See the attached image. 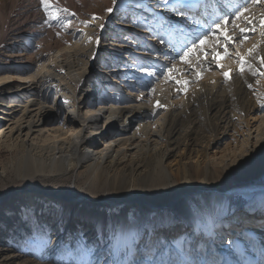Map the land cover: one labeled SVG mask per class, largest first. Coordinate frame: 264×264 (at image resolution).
I'll use <instances>...</instances> for the list:
<instances>
[{
    "label": "rangeland",
    "instance_id": "374dc122",
    "mask_svg": "<svg viewBox=\"0 0 264 264\" xmlns=\"http://www.w3.org/2000/svg\"><path fill=\"white\" fill-rule=\"evenodd\" d=\"M78 2V0H52L53 11L56 7L66 8L75 15L57 13L58 19L45 23L48 20V15L40 0H0V101L3 100L6 105L9 103L11 105L21 104L23 97L17 94L12 97L9 94L13 92L28 93L33 84L34 86L43 85L44 77L49 72L54 73L56 67L63 61V58L60 57L61 53L49 54L44 52V48L55 43L60 35L73 34L75 25L79 21L88 20L93 16L89 18V14L101 15L103 17V21L100 20L101 25L102 23L106 24L110 26L109 28L114 25V32L119 29L116 22L122 19L120 17L125 15L122 12L125 10L120 8L119 10H122L118 12L120 17L117 14L105 22L107 9L114 5L113 0H88V6H82L77 13L73 9L77 7ZM255 9H253L254 15L249 14V18L262 14V10L255 13ZM127 11L125 18L130 17L131 21L138 18L149 19L147 11L143 13ZM98 20V18L94 19V21ZM14 30H18V35H15L17 32ZM115 35L116 40H120L124 36L122 32L107 35L104 39V49L100 56H96L93 61L94 66H92L96 69L85 78L83 84L84 93L88 87H90V91L94 92L88 96L97 110L100 109V106L102 108L109 107L110 100L122 95L117 96L116 94L115 96L113 90L109 88L108 84H111L113 80L112 74H107L109 70L106 69L109 68H106L105 71L100 70L98 66L102 59L110 61L108 67L110 64L111 66L114 64L121 66V63L126 60L124 55L125 58L120 62L119 58L116 63L112 61L114 55L112 52L116 51L117 45L120 47V44H123L120 43V40L117 42L118 44L112 46L111 39ZM146 36L147 34L141 35V40ZM253 37H256L254 41L258 39L257 34ZM85 38V33L79 34V45H74L70 49L71 55L83 45ZM164 49L157 50L154 55L160 56L161 50ZM40 50L43 53L40 55L41 60L38 63L33 65L26 63L28 56ZM132 52L135 53V51ZM237 52L244 56L250 65V67L245 65L243 73L239 71ZM229 53L228 57L219 60L218 65L214 63L210 67L211 71L203 69L205 73L199 76L196 81V84L202 88L205 87V84L216 86L217 92L213 100L217 103L229 100L224 107L220 105L209 112L208 110L212 106L211 102L205 100L199 101V103H189L182 96L171 95L174 109L168 126L169 135H166V149L163 152L165 166L170 170L176 171L183 164L182 160L190 157L189 152L188 155L186 153L188 146L190 151L199 152V158L201 157L202 161L205 160L203 152L206 150L211 156V162L217 164L220 155L225 153L224 149L234 146L235 135L238 134L236 138L241 139L242 132L245 131L243 126L246 123L254 121V128L260 126L259 119L264 114V75L258 73H264V65L260 63V57H264V38L260 40L259 46L254 47L251 56L248 55L246 47L235 48ZM5 54L9 57L15 56L12 58L19 62L7 63V60L13 59L1 56ZM189 61L190 64L186 65L189 69H185L188 72L183 71L184 73L178 75L176 80L186 81L188 78H196L198 62H195L197 60L194 57H190ZM125 62L129 64V60ZM181 64L177 63V68ZM83 68L80 71L75 70L69 78H75L88 66ZM226 72L230 74V78H225L224 73ZM121 75L122 73L119 76ZM102 76L107 79H102ZM165 77V75L161 76L155 82V89L167 92L170 87L172 90L171 85L174 82L165 80L167 79ZM69 81L68 76L59 79L53 87L47 90L46 103L48 106L55 107L59 115L58 120H55L54 117L50 119L52 121L43 132L42 138L37 139L39 133L34 132L30 137L24 134V139L34 142L36 145L51 144L55 140V135L50 131L52 128H61L64 131L72 128L73 132L69 133H76L81 128L80 124L74 125L68 118L71 109L61 97L63 91L68 92L67 89H70ZM122 85L127 91L126 83H122ZM179 85L177 84V86ZM108 88L110 90H107ZM3 91L6 92L2 94ZM121 93L123 92L121 91ZM95 94L96 97H94ZM80 97L81 95L78 96V98ZM17 100L20 101L17 102ZM1 108L4 109L0 103ZM20 108L21 106L7 108L10 114L0 112V117H4L0 118V130L6 128L13 118L15 121L21 116ZM92 112L89 108H82L80 114L84 116L90 115ZM161 116L162 114L159 115V117ZM212 125L215 127V132H212L211 128L209 129ZM118 127L122 131L124 124ZM6 135L3 137L4 140L8 138ZM211 139L215 141L213 146L209 145ZM100 143L95 140L92 154H97L100 151L98 150L102 146ZM124 160L127 161L128 158ZM191 160L194 161L193 158ZM11 161V158L6 157L3 161L0 160V264H96L101 258L106 259L105 264H116L117 261L119 264H146L147 255L156 246L161 245V242L162 246H160L153 264H231L227 261L228 257L232 258L233 263L236 264H255V259L259 260V264H264V253L261 247L256 246L261 244V242H257L261 237L255 239L253 235H249L247 238H241L243 233H239L248 226L245 222L254 218L252 214L255 211H264L251 208L258 200V196L263 199L264 184L260 190L253 189L247 194L237 193L233 190L235 187L248 186L249 184L248 177L238 172H233L231 176L223 175L225 181L230 185L227 188L228 191L223 189L215 191L217 195L223 194L228 200V207L220 213V217L235 218L238 223L236 226L238 233L235 231L227 234L222 233L223 240L212 245V242L215 243L216 240L213 230L208 231L203 226L187 228L189 221L175 207L177 199L175 196L172 198L171 195H168L162 202L158 200L154 202L151 199L152 192L155 191L157 185L166 182L162 181L161 174L155 165L147 169L141 167L140 164H138L140 166L135 164L134 167H127L123 164L114 169L108 167L98 178H92L93 175L90 174L89 169H80L79 166L67 173H36L34 176L24 178L19 177L12 169H8L6 172L1 170L5 164ZM31 190L33 195L30 197L26 193ZM130 190L133 191L134 196L130 197L129 201L125 198L121 199L122 196L117 195L120 193L119 191H122L125 196V193ZM197 198L199 197L197 196ZM184 199H188V194L184 196ZM37 222L41 228L38 233L35 231ZM220 225L218 224V228ZM262 225L264 226V224ZM186 228L185 232L177 235L178 231ZM226 235H230V237L235 235V238L239 237V240L231 242L226 238ZM82 240L86 241V248L90 251L79 249L78 243ZM98 245H100V250L97 249ZM117 249H122V251L118 252Z\"/></svg>",
    "mask_w": 264,
    "mask_h": 264
},
{
    "label": "bare ground",
    "instance_id": "6f19581e",
    "mask_svg": "<svg viewBox=\"0 0 264 264\" xmlns=\"http://www.w3.org/2000/svg\"><path fill=\"white\" fill-rule=\"evenodd\" d=\"M78 1L77 7L73 9L77 13L82 6L88 4V0ZM243 3L244 0H216V2L214 0H171L170 4L165 6L162 0H116L114 5L111 6L113 11L111 13L107 11L105 22L110 17L119 14L120 8L125 10H121L125 15L120 17L121 15L119 14V17L122 19L125 18L126 12H128L127 10L138 11L137 13L147 11L146 14L149 17V19L143 20L138 18L132 21L130 17L124 20L119 19L116 22L117 28H119L116 29V32L113 29L114 25L111 28L103 23V26L101 25L100 20L103 19L101 15L96 13L89 14V18L93 16L88 20L79 21L75 25V30L73 28V34L67 33L60 35L58 40H55V43L49 44L46 47L44 46V52L49 54L61 53L60 57L63 58V61L56 67L54 73L49 72L44 77L43 85L34 86L33 84L30 86L32 88L28 93L13 92L9 94L12 97L16 96L15 94L23 97L22 103L25 106L22 103L13 104L14 107L9 103L7 106L3 100L0 101L4 107V109H0V112L4 114H10L7 108L21 106L19 110L21 116L15 121H13L14 118L11 121L9 120V125L4 129L2 128L6 131L5 133L2 129L0 130V160L3 161L4 157L12 159L1 170L6 172L8 169H12L19 177L29 178L36 173H67L69 170L77 169L79 166L80 169H89L90 174L93 175L92 178H98L105 171V168L108 167L114 169L123 164L127 167H134L137 164V166L141 165V167H146L147 169L155 165L161 174L162 181L166 182L165 184L157 185L155 191L152 192L151 199L154 202L155 200L165 201L168 195H171L172 198L175 196L177 198L175 200V207L189 221L187 228L203 226L208 231L213 230L216 240L215 243L212 242V245L223 240L222 233L227 234L232 231L238 233L236 231L238 223L235 221V218L227 219L220 217V213L228 207V200L223 194L217 195L215 191L216 189L229 190L227 188L230 185L225 181L223 175L231 176L233 172H238L249 179L248 186L235 187L233 189L237 193L247 194L253 191V189L260 190L263 186L264 114L259 119L261 123L258 128H254V121L251 123L248 122L243 126L245 131L242 132L241 139L236 138L238 134L235 135L234 146L224 149L225 153L220 155L217 164L211 162V156H209L206 150L203 152L205 160L202 161L201 157L199 158V152L196 150V152L190 151L187 144L188 148L186 153L188 155L189 152L190 157L183 159V164L176 171H173V169L170 170L169 167L165 166V155H163V152L166 149V135L169 133L170 116L174 109V105L171 102V95L175 97L182 96L189 103H199V101L205 100L206 102H211L212 106L209 108V112L214 108L220 107V105L224 107L228 103L229 100L227 99H224L225 101L223 103H217L213 100L217 92L216 86L212 87V85L205 84V87L202 88L199 84H196L199 76H202L205 71H211L210 67L214 64L212 63V54L208 58H205L203 54L190 56L197 60L195 62H198L196 64L198 71L195 76L196 78H188L186 80L189 82L186 90L181 85L177 86L175 81L178 75L180 76L183 71L188 72L185 69H189L186 65L190 63H185L179 59L181 52L205 33H209L205 50L211 53L212 49L215 48L223 56V48L219 45L224 42V37L220 35L219 30H216V34L212 35L210 29H215V23L218 20L227 14L234 13ZM174 6L182 7L185 13L184 17L177 16L171 10ZM254 8H256L254 10L255 13L258 10H262V14L249 18L248 15L253 14ZM137 13L136 15H138ZM244 15L253 21L255 28L252 29V26L248 25L243 18L235 21V24L230 19L229 25L224 30L233 36L237 43L228 45L229 52L239 47L241 49L244 47L248 50L252 49L254 46H259L260 40L264 38L261 35V32L264 31L261 28L262 19H264V3L251 6L250 11ZM96 18L99 20L94 21ZM109 24L111 25L110 22ZM236 25H239V28L247 27L250 29L246 33L249 38L242 43L240 42L242 39L241 33ZM120 32L124 34L120 39L121 41L116 40V35L111 39L113 41L112 46L118 41L123 43L122 45L120 44V47L117 45L116 51L112 52L114 54L112 61L116 63V60L119 58L120 62L121 59L123 60L126 57L125 59L129 60V64L125 60L121 63V66H115V64L111 66L110 64V67H108L110 61L102 59L98 66L100 70L109 68L106 69L109 70L107 74L109 75L111 73L113 79L112 83L108 84L109 88L113 90L115 96L116 94L117 96L119 94L122 95L121 97H115L110 100L108 102L110 104L109 107L102 108L100 106V109L97 110L92 105L91 100H89L94 92L90 91V87H88V90L84 93L83 84L85 78L96 69V67H93V61L96 56H100L104 49V39L109 33L112 35ZM80 33L86 34L84 43L71 55L70 49L74 45H79L78 36ZM144 34H147V36L141 40V35ZM256 34L258 39L254 41L256 37L254 38L253 35ZM15 35H18V32ZM160 40H163L164 43H160ZM161 48L165 49L161 50L160 56H155L154 54ZM40 51L28 56V62L26 63H31L32 65L38 63L41 60L40 55L43 53ZM132 51H135V53ZM1 56L3 58L15 57H9L6 54ZM16 61L18 60H7V63ZM177 63H182L178 65L180 67H178L179 69L177 68ZM84 66H88L85 71L79 72L75 78H69L74 74L75 70H83ZM169 67L173 68L171 73L167 72ZM145 69L155 72L156 75H148ZM121 73L122 75L119 76ZM164 75L167 78L165 80L174 82L171 85L172 90L169 87L167 92L166 90L159 91L154 87L155 82ZM67 76L71 86L69 87L70 89H67L68 92L63 91L61 93V97L69 105V109H71L68 118L71 119L72 124H80L81 128L76 133H69L70 131L73 132L72 128L66 131L61 128H52L50 131L55 135V140L51 144L36 145L34 142H29V140L24 139V134L30 137L34 132L39 133L37 139L42 138L43 132L52 121L50 119L54 117L55 120H58L59 115L55 107L48 106L46 103V94L47 90L54 86L55 82ZM169 77H174L175 79H169ZM101 78L104 79V76ZM122 83H126L125 87H127V91L122 87ZM109 88L107 90H110ZM152 88L155 91H152ZM5 92L3 91L1 93L4 94ZM89 94L90 96H88ZM79 95H81L80 98H78ZM94 97H96V94ZM19 101L17 100V102ZM157 101L164 107H156ZM82 108H89L93 112L90 115L82 116L80 114ZM161 114L162 116L159 117ZM251 119H254V117H251ZM122 124H124V129L120 131L118 126ZM210 128L212 132H215L213 125ZM4 135L8 137H6L8 140H4ZM14 135L16 136L15 138ZM95 140L100 141L102 146L98 149L100 151L97 154H92V147L94 146ZM214 143V139H211L209 145L213 146ZM213 157H216V155H213ZM126 158H128L127 161L124 160ZM135 185L136 180L134 187ZM119 192L117 195L122 196L121 199L125 198L128 201L130 197L134 196L132 190L125 193V196L122 191ZM26 194L31 197L33 191L31 190ZM187 194L188 199L185 200L184 196ZM251 208H253L252 210H264V195L263 199L258 196V200ZM252 215H254V218H250L249 216L250 219L245 222L248 226L243 228L242 232L239 233H243L241 238H247L249 235H253L255 239L261 237L257 240L261 244H257L256 246L261 247L264 253V226L262 225L264 224V211H255ZM217 223L221 224L220 228H218ZM187 228L178 231L177 235L185 232ZM226 238L230 239L231 242L239 240V237L235 238V235L231 237L230 235H226ZM160 246H162V242L161 245L156 246L155 249L153 248L154 250L147 255L148 257L145 258L147 259L146 264L154 263ZM241 247L243 248V245ZM97 249L100 250V245L97 246ZM222 251L224 252L223 249ZM227 261L231 264H236L235 262L233 263L232 258L229 259L228 257ZM105 263L106 259L101 258L96 264ZM255 264H259L258 259H255Z\"/></svg>",
    "mask_w": 264,
    "mask_h": 264
},
{
    "label": "snow or ice",
    "instance_id": "6c2138e0",
    "mask_svg": "<svg viewBox=\"0 0 264 264\" xmlns=\"http://www.w3.org/2000/svg\"><path fill=\"white\" fill-rule=\"evenodd\" d=\"M115 2H116V0H113V3H115ZM162 2H163V4L165 6H167V5L170 4L171 0H162ZM40 3L43 6V9H44L45 13L48 15V20H46L45 23H49L51 20L58 19L59 17L57 15V13H68L69 15H75V13L69 12V10L66 9V8L61 9L59 7H56L55 11H53L54 5L52 3V0H40ZM261 3H264V0H244V3H243V5L240 8H238L232 14H227L224 17H222L220 20H218L215 23V29H210V32L212 33V35H215L216 34V30H219L220 35H222L224 37V42L219 45L220 47L223 48V56L221 55V52L216 50L215 48L212 49L211 53L209 51L205 50V46L208 43V36H209V33H205L202 37H198L197 40H194L189 46L186 47V49L184 51L181 52L180 59L182 61H184L185 63H189L190 61L188 60V58L190 56H194V55H197V54H203V56L205 58H207L208 55L212 54V63H215V64L218 65V62H219L220 59L226 58V57H228L230 55V53L228 51V45L237 43V41L234 39V37L229 35L224 30L225 27L229 25L230 19L232 20L233 24H235V21H239V20H241L243 18L247 22V24L251 25L252 29H254L255 25L253 24V21L249 20L244 14L246 12L250 11V7L251 6H254V5H257V4H261ZM171 10L174 11L176 13V15L179 16V17H184V15H185V13L182 10V7L174 6ZM107 11L111 13L113 11V9L112 8H108ZM68 23L70 24L71 22L69 21ZM236 27L239 28V25H236ZM261 28L264 29V19H262ZM249 31H250V29L247 28V27L239 28V32L241 33V37H242V39L240 41L241 43L244 40H247L249 38L246 35V33L249 32ZM261 35L264 36V31L261 32ZM159 42L162 43V44L164 43L163 40H160ZM253 51H254V48L253 49H249L248 50V55L251 56ZM236 58L238 60V63L240 64L239 71L241 73H243L244 70H245V65H248V61H247V59L244 56L240 55L239 52L236 53ZM260 63H261V65H264V57H260ZM248 66L250 67V65H248ZM172 70H173V68L169 67L167 69V72L171 73ZM145 71L150 76H155L156 75V73L153 72V71H148L147 69H145ZM258 74L264 75V73H258ZM224 76H225L226 79L230 78V74L227 73V72L224 73ZM169 79H175V78L174 77H169ZM175 82L177 84L182 85L185 90H186V86L189 83L188 81H179V80H176ZM249 87H251V85H249ZM152 91H155V89L152 88ZM156 107L160 108V107H164V106L161 105L159 103V101H157ZM35 231L37 233L41 231V228H40L38 222L36 224ZM48 243H50V241H48ZM78 247H79V249L81 251H90V249L86 248V241H83V240L80 241L78 243ZM117 251L118 252L122 251V249H117ZM116 264H119V262L117 261Z\"/></svg>",
    "mask_w": 264,
    "mask_h": 264
}]
</instances>
